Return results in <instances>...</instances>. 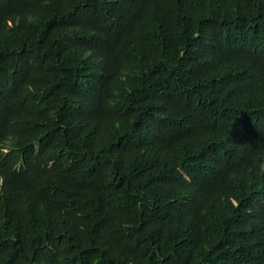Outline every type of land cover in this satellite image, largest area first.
I'll return each mask as SVG.
<instances>
[{
	"label": "trees",
	"instance_id": "16d2710c",
	"mask_svg": "<svg viewBox=\"0 0 264 264\" xmlns=\"http://www.w3.org/2000/svg\"><path fill=\"white\" fill-rule=\"evenodd\" d=\"M0 264H264V0H0Z\"/></svg>",
	"mask_w": 264,
	"mask_h": 264
}]
</instances>
